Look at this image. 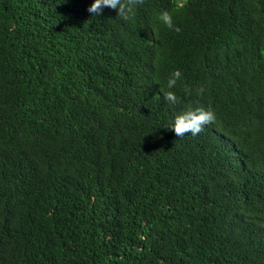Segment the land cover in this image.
Returning <instances> with one entry per match:
<instances>
[{
  "label": "trees",
  "instance_id": "16d2710c",
  "mask_svg": "<svg viewBox=\"0 0 264 264\" xmlns=\"http://www.w3.org/2000/svg\"><path fill=\"white\" fill-rule=\"evenodd\" d=\"M93 2L0 0V264H264V0Z\"/></svg>",
  "mask_w": 264,
  "mask_h": 264
},
{
  "label": "clouds",
  "instance_id": "9594fccd",
  "mask_svg": "<svg viewBox=\"0 0 264 264\" xmlns=\"http://www.w3.org/2000/svg\"><path fill=\"white\" fill-rule=\"evenodd\" d=\"M143 3L144 0H94L87 11L91 13L92 16H100L103 12V9L107 7L116 10L118 17L128 20L135 15L137 6L142 5ZM158 20L169 30L176 32L181 31V29L174 24L172 14L166 10L162 11L158 15ZM181 77L182 73L179 69H176L170 73L167 80V88L169 91L162 92L163 100L172 105H177L180 103L176 93L171 89L177 85V82L181 79ZM183 91L185 95H191L193 92V90L188 86H185ZM195 92L197 95H203V86L198 87ZM216 119V113L210 106L205 108L200 104H197L196 106L189 105L175 114L174 119L168 129L172 130L177 137H183L189 133L192 136H197L204 131L206 125L214 123ZM257 197L258 194L255 191L252 198ZM261 198L264 200L262 196Z\"/></svg>",
  "mask_w": 264,
  "mask_h": 264
}]
</instances>
